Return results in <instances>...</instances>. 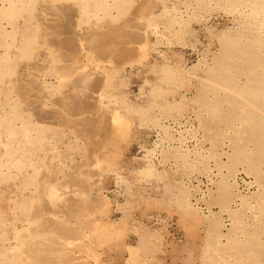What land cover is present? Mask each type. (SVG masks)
Returning <instances> with one entry per match:
<instances>
[{
    "label": "rangeland",
    "instance_id": "1",
    "mask_svg": "<svg viewBox=\"0 0 264 264\" xmlns=\"http://www.w3.org/2000/svg\"><path fill=\"white\" fill-rule=\"evenodd\" d=\"M0 264H264V0H0Z\"/></svg>",
    "mask_w": 264,
    "mask_h": 264
}]
</instances>
